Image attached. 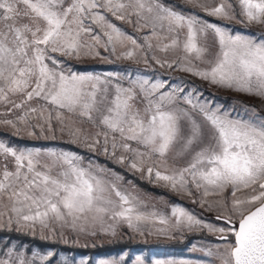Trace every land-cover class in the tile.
<instances>
[{"label": "snow or ice", "instance_id": "6c2138e0", "mask_svg": "<svg viewBox=\"0 0 264 264\" xmlns=\"http://www.w3.org/2000/svg\"><path fill=\"white\" fill-rule=\"evenodd\" d=\"M184 2L192 8L165 0H0V126L32 139L66 135L215 213L216 223L175 204L146 214L136 195L103 174L123 177L93 160L0 139V231L35 236L39 229L50 239L59 229L67 244L65 229L96 235L99 226L115 236L116 225L125 223L144 236L146 225L158 224L147 235L207 231L223 245L207 253L220 264H264V118L255 108L245 106L254 114L249 118L234 116L235 109L193 102L195 89L185 94L144 77H129L125 86L118 74L78 73L67 62L98 57L103 48L117 59L154 61L264 102V38L215 22L264 25V0ZM181 99L190 107H181ZM28 251L23 241L0 238V264H51V251ZM134 264L144 261L137 257Z\"/></svg>", "mask_w": 264, "mask_h": 264}, {"label": "rangeland", "instance_id": "374dc122", "mask_svg": "<svg viewBox=\"0 0 264 264\" xmlns=\"http://www.w3.org/2000/svg\"><path fill=\"white\" fill-rule=\"evenodd\" d=\"M165 2L170 5H178L179 8L182 9L192 8V5L185 3L184 0H165ZM195 11L199 10L196 9ZM199 14L201 16L204 15L202 12H200ZM208 19L215 20V18L213 17H208ZM215 22L222 25H229L232 29L254 39L264 38V25L253 24L245 26L235 21L226 20H215ZM114 23H116L128 34L134 37L139 38L143 34L142 32L136 31L130 25L121 21L114 20ZM208 44L211 47V37H209ZM119 50L120 49L118 48V51ZM211 50L213 52L215 51V49ZM100 53L101 55L95 58L85 57L80 60L71 59L67 62L72 67V69L78 73H92L101 76L107 75L109 73L118 74L125 78V86H127L126 80L129 77L132 79L144 77L152 81L161 79L165 81L166 89H171L172 87H180L185 90V94H187L188 92H192L193 89H195L192 97L193 102H208L213 107H215L216 105H220L223 109H227L229 111L235 109L232 114L234 116L238 114L244 118H249L254 115L251 111L245 113V106H247L249 108H255L256 115L259 118H264V102H262L257 97L249 96L244 93H236L224 88L210 85L207 81H203L199 77L192 76L189 73H184L179 70L173 71L166 67L162 68L159 65L155 64L154 61L151 62L150 65H145L144 63H136L129 60L117 59L116 56H109V54L105 52L103 48H100ZM102 57H107V59H104ZM169 58H175V56L170 54ZM61 59L64 58L61 57ZM78 65H87L89 67L86 69H79L77 68ZM182 75L186 76L187 80H183L181 78ZM195 81L200 84L197 85ZM179 103L181 107H190L188 105H185L182 99ZM0 139H3L10 146L27 147L30 150H40L42 152H76L84 157L85 164H87L89 159L93 160L101 167L111 170V172H114L123 177V180H115V177L110 176L108 173L103 174L106 179L114 180L122 191H127L133 195H136L141 202L138 205V210L145 212L146 214L153 211L162 213L167 212L170 207L175 204L184 206L186 209L194 212L197 216L206 221L216 223L215 213H208L204 211L198 205L192 204L188 198L174 194L164 187L149 183V185H151L154 189L158 190V192H153L137 186L131 181L130 178L125 177L122 172L114 169L112 165H117L128 174L135 176L140 180L146 181L147 183L148 181L146 179H141L138 173L133 174L132 172H129L127 169L109 160L104 155L89 152L85 148L79 147L76 144L69 143V137L66 135L61 137L59 133H57V139L55 140L32 139L27 136L26 132H21L19 136H16L13 134V131L10 128H4L0 126ZM169 163H171V159L169 160ZM129 181H131V183H129ZM107 223L111 224L113 222L107 221ZM158 227L162 226L158 224L146 225L144 236L131 231L125 223H119L116 225L117 234L115 236L111 235L110 232L103 233L102 231H100L99 226H97L96 235L77 233L65 229L64 236L69 241L67 244L63 243V241L60 239V232L59 229H57L55 237L50 239H43L49 242L59 243L63 245H72L76 247H92L94 245L108 243L116 239H127L133 243L143 245L131 249L110 251L107 253L93 254L90 256L88 254L82 253H70L68 251L53 248L51 246H37L26 241L23 242L25 248L29 250V256L31 255L33 250L38 251L41 254H46L48 251H51L53 253V257L50 258L51 264H81L82 261L85 262V264H99V262L102 260L113 262V264H134L137 257H140L144 261V264H155L156 261H176L183 262V264H220L218 255H207L208 250L210 249L214 253L216 252L217 247H220L222 249L223 245L218 242L217 235L200 230L184 231L182 234H177L175 238H168L166 236L156 234L147 235V230L154 231V229ZM194 232H203L210 236H215L216 238H191L187 242V245L184 248L180 249L154 245V243L164 244L172 241H180L187 234ZM44 235L48 236L50 235V233L45 231ZM35 236L39 239H42L39 229L37 230ZM11 239L13 241L19 242V240L15 238Z\"/></svg>", "mask_w": 264, "mask_h": 264}, {"label": "trees", "instance_id": "16d2710c", "mask_svg": "<svg viewBox=\"0 0 264 264\" xmlns=\"http://www.w3.org/2000/svg\"><path fill=\"white\" fill-rule=\"evenodd\" d=\"M89 66L87 65H78L77 68L79 69H86ZM181 78L183 80H187L186 76H181ZM195 83L197 85H199L200 83L196 82ZM25 142H30V141H25ZM114 169L119 170L120 172H122L124 174L125 177L130 178L131 181L136 184L137 186L145 189V190H149V191H153V192H158V190L154 189L151 185H149V183H147L146 181L140 180L138 178H136L135 176H132L130 174H128L127 172H125L122 168L118 167L117 165H112ZM0 237H11V238H15L19 241H26L29 242L31 244H35L37 246H51L53 248H58V249H62L64 251H68L70 253H82V254H88L93 255V254H103V253H107L110 251H117V250H122V249H131V248H135V247H140L143 246L141 244L138 243H133L130 240L127 239H116L113 240L111 242L108 243H102L99 245H94L92 247H76V246H72V245H63V244H59V243H54V242H49L47 240H43V239H39L36 236H31V235H24V234H18L16 232H8V231H0ZM191 238H207V239H211V238H216L215 236H210L206 233L203 232H194V233H189L187 234L182 240L180 241H172V242H167L164 244H159V243H154V245L158 246H165V247H170V248H184L187 245V242L191 239Z\"/></svg>", "mask_w": 264, "mask_h": 264}]
</instances>
